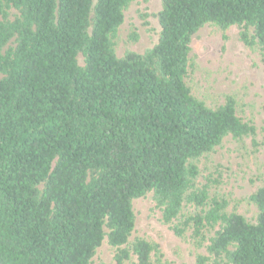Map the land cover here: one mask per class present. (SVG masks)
<instances>
[{
	"label": "trees",
	"instance_id": "16d2710c",
	"mask_svg": "<svg viewBox=\"0 0 264 264\" xmlns=\"http://www.w3.org/2000/svg\"><path fill=\"white\" fill-rule=\"evenodd\" d=\"M132 1L0 0V262L90 264L106 241L113 264H169L130 240L132 201L151 193L176 236L207 242L194 264H264V185L248 222L211 193L219 177L198 182L202 158L256 127L231 96L210 108L186 84L206 24L238 26L264 60V0H161L158 42L118 57Z\"/></svg>",
	"mask_w": 264,
	"mask_h": 264
},
{
	"label": "rangeland",
	"instance_id": "374dc122",
	"mask_svg": "<svg viewBox=\"0 0 264 264\" xmlns=\"http://www.w3.org/2000/svg\"><path fill=\"white\" fill-rule=\"evenodd\" d=\"M161 0H133L124 10L123 22L115 38V54L143 53L158 42L160 25L157 13ZM240 28L232 25L226 30L214 24L201 27L191 39L190 69L186 84L191 94L208 107L225 102L226 96L235 101L237 115L256 127L254 137L241 141L226 137L208 158L199 162L200 178L204 182L211 174L219 177L211 193L228 199L227 212L235 211L248 221L255 222L258 210L247 198L264 185V60L258 47L245 45L239 36ZM137 39L132 40L131 35ZM255 142V143H254ZM132 210L135 225L130 240L142 237L158 244L162 260L169 264H194L197 254H206L205 245L196 248L189 238L176 236L171 224L160 220L151 193L134 199ZM184 215L194 212L187 205ZM208 230L206 236L213 235ZM114 249L103 241L90 264H113ZM127 264H135L131 261Z\"/></svg>",
	"mask_w": 264,
	"mask_h": 264
},
{
	"label": "water",
	"instance_id": "95a60500",
	"mask_svg": "<svg viewBox=\"0 0 264 264\" xmlns=\"http://www.w3.org/2000/svg\"><path fill=\"white\" fill-rule=\"evenodd\" d=\"M0 264H2V263L0 262Z\"/></svg>",
	"mask_w": 264,
	"mask_h": 264
}]
</instances>
